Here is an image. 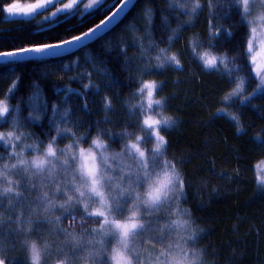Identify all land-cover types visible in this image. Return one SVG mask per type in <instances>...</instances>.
I'll list each match as a JSON object with an SVG mask.
<instances>
[{"label": "trees", "instance_id": "16d2710c", "mask_svg": "<svg viewBox=\"0 0 264 264\" xmlns=\"http://www.w3.org/2000/svg\"><path fill=\"white\" fill-rule=\"evenodd\" d=\"M121 1L107 0L90 13L77 9L40 24L39 15L9 13L5 6L12 0H0V56L80 37ZM192 3L138 0L115 29L75 54L0 63V96L11 89L12 104L0 130L15 120L27 142L43 148L53 141L58 147L76 141L87 146L99 131L120 148L137 132L147 134L140 126L142 108L128 105L139 99L141 80L158 81L156 96L164 98L163 111L173 122L160 128L167 145L149 158V169L174 166L182 174L171 220L182 218L197 229L189 244L202 250L203 264H264V186L255 172L264 161V92L253 95L258 80L245 51L247 26L238 0H201L195 14ZM204 50L227 53L228 70L219 61L206 68L197 55ZM169 53L179 56V66L167 59ZM157 57L163 67L156 66ZM238 78L244 79L243 92L228 95ZM0 150L4 160L8 151ZM30 209L0 198L3 264H28L11 224L17 213L30 217ZM165 215L156 224L167 222ZM59 216L62 228L75 222L80 234L101 223L80 218L78 210ZM155 233L161 241L167 237Z\"/></svg>", "mask_w": 264, "mask_h": 264}, {"label": "clouds", "instance_id": "9594fccd", "mask_svg": "<svg viewBox=\"0 0 264 264\" xmlns=\"http://www.w3.org/2000/svg\"><path fill=\"white\" fill-rule=\"evenodd\" d=\"M40 2L41 0H12L11 7L7 5L5 7L7 11H14L17 3L27 7L28 5L35 6ZM238 2L241 16L247 26L245 46L247 58L260 84H264V0H238ZM257 2L260 6L253 8V4ZM76 3L66 0V3L61 7L72 9ZM84 7H90L89 3ZM200 7L201 0H193L191 13L195 14ZM40 9L41 7H36L35 11ZM197 55L206 68L216 66V63L211 66L204 63L208 56H212L216 62H220L226 71L228 70L229 57L227 53L216 54L211 50H204L198 52ZM167 59L177 66L181 64L179 56L175 53H169ZM156 66L163 67L159 57L156 58ZM146 82L148 87H145ZM159 87L160 84L156 80H141L136 89L139 99L135 105H128V107L130 110L134 106L142 108L143 115L140 126L152 129V135L156 138L152 150L162 153L167 145V138L160 134L159 125L172 123L173 117L163 111L164 98L155 94ZM243 90L244 79L238 78L235 87L229 90L228 95H234L243 92ZM150 91L152 96L149 101L148 93ZM10 92L11 89L0 96V119L6 117L12 110L9 99ZM154 105L160 108V111L155 114L151 111ZM110 106L111 101L106 97L104 107ZM146 120H159L160 123L150 127L145 122ZM25 135V132L18 131L15 120L11 122L9 128L0 130V144L8 147L10 154L17 157L14 163L9 164L6 161L0 166V177L7 175L2 169L23 166L26 171L32 170L35 174L47 172L49 177L54 178L60 164L71 162L74 177L72 191H65L63 200H55V195L61 191L60 186L56 185L53 199L49 201L48 207L55 206L67 211L71 206L79 205L86 215L100 217L101 223L96 225L93 231L104 236L114 237V243L106 252L109 264H203L202 250L189 244L190 241L195 240L197 229L191 227L187 220L179 218L173 220V223L178 225L179 235H175L171 243L164 245H154L151 241H146L143 245L139 243L137 233L146 227L145 210L151 211L170 199L172 194L177 191L175 187L177 182L181 184L179 190L182 191L181 172L174 166L167 165L155 171H148V165L142 163L144 171L140 173V176L144 178V182L142 186H139L140 176H137L124 157L125 154L131 153L137 156L141 162L145 161L148 149L141 144L143 140L141 133L137 132L132 138L127 139L119 150L110 148L109 142L99 131L87 146L76 141L59 148L53 141L47 143L42 152L37 153L35 152L37 145L33 144L31 158H26L25 155L29 146L22 144ZM125 135H129L127 130ZM159 137H163V139ZM17 145H20L19 150H17ZM129 176L132 179H129ZM8 180L11 185V177H8ZM3 191L11 192L14 189L9 186L3 188ZM42 196L44 200L48 201L49 193L47 191L43 192ZM123 198H127L129 203L125 214L118 216L114 209ZM73 239L76 240L77 237L73 236ZM43 247L36 240L27 243L29 264H42ZM100 248L103 249L102 242ZM94 255L93 252L88 254L89 264H91ZM0 264H3V261H0ZM57 264H63V261H58Z\"/></svg>", "mask_w": 264, "mask_h": 264}, {"label": "rangeland", "instance_id": "374dc122", "mask_svg": "<svg viewBox=\"0 0 264 264\" xmlns=\"http://www.w3.org/2000/svg\"><path fill=\"white\" fill-rule=\"evenodd\" d=\"M106 1L107 0H96V3L92 4L88 8H85L84 5L88 4L89 0H78L72 9H63L61 5L66 3V0H48V3L45 6L33 13H35V15H39L37 22L43 24L56 19L61 14L71 13L77 9H80L82 13H90ZM259 6L258 2L253 4V8ZM218 63L219 62H216V65ZM253 74L258 80L257 90L253 95L261 94L264 92V84H260L257 75L254 72ZM151 111L155 114L159 111V107L154 105ZM4 119L5 117L0 119V124ZM162 126L163 125H159L160 134V128ZM145 130L147 134L143 136V140L141 141L142 146L148 149L145 161L141 162L137 156L131 153L125 154L124 157L130 163L132 169L135 170L137 176H140V173L144 171L142 163H146L148 165V171H150L149 158L160 154L152 150V145L156 140V138L152 135V129L148 128ZM23 139L26 140V135ZM22 144L29 146L25 155L26 158H31L33 156V149L31 147L33 144L28 143L27 140L25 143H23L22 140ZM1 147L8 151V156H6L4 160L0 159V166H2L6 161L9 164L14 163L17 157L10 154L8 147L0 144V148ZM109 147L116 150L121 148H115L111 145V143H109ZM19 148L20 145H17V150H19ZM42 151L43 147L37 145L35 152L39 153ZM57 163L59 164V161ZM2 170H4L7 175L0 177V186H2L0 187V198L4 199L8 206H11L17 200L22 201L25 206L29 205L31 207L30 217L28 214L26 216V214L19 215L17 213V220L11 224V229L15 234L16 243L19 245V248L23 250L25 257L27 256L28 264L29 258L27 243L31 240H36L44 246L41 253L42 264H57L58 261H63V264H89L88 254L90 252L95 253L91 259V264H109L106 252L114 243L113 236L101 235L100 233L94 232L93 229L86 230L85 233L80 234L79 232L82 231L78 232L77 229L71 230L70 228L73 226L70 224L67 225L68 229H64L61 227L59 215L65 212L79 210L83 215L80 218H86L87 216L101 220L100 217L86 215L79 205H73L67 211L55 206L52 208L48 207L49 201L53 199V193L56 185L60 186L61 191L59 194L55 195V200H63L65 198L64 192L72 191V180L74 177L73 165L71 162L68 164H60L54 178L49 177L47 172L44 174H35L32 170L26 171L23 166ZM255 172L258 177L260 175V171L256 168ZM8 177H11V185H9ZM129 179H132V177L129 176ZM143 182L144 178L140 176L139 186H142ZM179 184L180 183L177 182L175 185L177 191L172 194L170 199L156 206V208L151 211L145 210L146 227L137 233L140 244L143 245L146 241H151L154 245H164L166 243H171L174 236L179 235L178 225L174 224L173 220H171L173 215H177V211H174L177 205ZM261 185L264 186V184ZM9 186H11L14 191L4 192L3 188ZM45 191L49 193L48 201L44 200L42 196V193ZM128 203L129 200L127 198L121 199L114 209L115 214L123 216L126 212ZM162 213H166L167 215L165 216L166 218L168 216L169 219H167V222H164L162 225L156 224V219ZM170 221L172 222L171 224ZM83 227L84 226L78 227V229L81 228L83 230ZM156 229L159 230V232H164V237L167 235L164 241H161V238L156 237ZM73 236H76L77 239L74 240ZM101 242L103 243V249L100 248ZM145 247L147 246L145 245Z\"/></svg>", "mask_w": 264, "mask_h": 264}, {"label": "water", "instance_id": "95a60500", "mask_svg": "<svg viewBox=\"0 0 264 264\" xmlns=\"http://www.w3.org/2000/svg\"><path fill=\"white\" fill-rule=\"evenodd\" d=\"M126 2L122 0L121 3L116 7V9L100 24L96 27L83 34L81 39H73L68 42L45 46L37 47L32 49H42L40 51H20L16 53L6 54L0 56V63L5 62H27L29 60H43V59H56L67 57L72 54L79 52L80 50L86 48L95 41L103 38L106 34L110 33L113 29L117 27L131 12L138 0H130L127 3V7L120 12V8ZM119 14L117 15V13ZM91 33V34H89Z\"/></svg>", "mask_w": 264, "mask_h": 264}, {"label": "snow or ice", "instance_id": "6c2138e0", "mask_svg": "<svg viewBox=\"0 0 264 264\" xmlns=\"http://www.w3.org/2000/svg\"><path fill=\"white\" fill-rule=\"evenodd\" d=\"M46 2H48V0H41V2L37 5H28L27 7L23 6V5H20L19 3H17V6L15 8L14 11L12 10H8L9 13H14V14H21V15H30L32 14L36 7H43L46 5ZM78 2V0H71V3H76ZM130 2V0H126V2L122 5V7L120 8V12L123 11V9L125 7H127V3ZM96 3V0H89V5L91 6L92 4ZM11 7V6H10ZM119 14V12L117 13V15ZM91 34V33H89ZM82 37H77L75 39H81ZM42 49H32L31 51H40ZM23 51H30L28 49L26 50H23ZM204 63L205 64H208V65H214L216 63L215 61V58L212 57V56H208L205 60H204ZM148 83L146 82L145 84V87H148ZM151 96H152V92L150 91L148 93V97H149V101L151 100ZM146 123L149 124L150 127L152 126H155V125H158L160 123L159 120H154V121H145ZM160 139H163V137H159ZM137 150L139 151V149L137 148ZM141 155H143V153H141ZM256 168L260 171V175L257 177V179L259 180V182L261 184H264V161H261L260 163H258L256 165Z\"/></svg>", "mask_w": 264, "mask_h": 264}]
</instances>
